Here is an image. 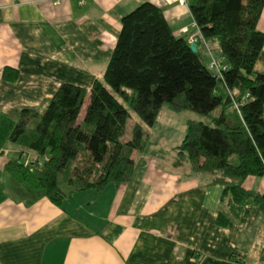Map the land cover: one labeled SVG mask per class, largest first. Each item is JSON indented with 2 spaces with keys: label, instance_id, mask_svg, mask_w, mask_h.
Returning <instances> with one entry per match:
<instances>
[{
  "label": "crops",
  "instance_id": "0c3cea01",
  "mask_svg": "<svg viewBox=\"0 0 264 264\" xmlns=\"http://www.w3.org/2000/svg\"><path fill=\"white\" fill-rule=\"evenodd\" d=\"M145 1L175 36L191 28L179 0H0V264H264V212L252 205L245 219L216 224L223 187L178 158L189 120L174 126L182 111L168 105L142 125L146 145L126 184L77 191L59 206L46 197L14 201L3 187L5 164L21 153L8 140L19 111L43 108L61 83L89 90L103 76L121 17ZM256 27L264 33V6ZM196 35L211 58L216 42ZM5 68L17 76L4 78ZM254 71L264 74V45ZM162 118L161 131L180 128V141L156 139ZM24 154L32 164L34 153Z\"/></svg>",
  "mask_w": 264,
  "mask_h": 264
},
{
  "label": "trees",
  "instance_id": "16d2710c",
  "mask_svg": "<svg viewBox=\"0 0 264 264\" xmlns=\"http://www.w3.org/2000/svg\"><path fill=\"white\" fill-rule=\"evenodd\" d=\"M263 6L264 0H188L202 40L218 44L226 65L220 75L198 47L192 52L186 37L174 35L154 3L124 14L101 79L89 90L61 83L43 108L19 111L8 136L21 148L4 167L8 196L26 205L46 197L59 206L74 192L128 183L134 155L147 141L142 125L151 127L166 104L209 119L189 120L176 151L193 172L223 187L216 224L245 219L252 205L264 212V193L243 185L263 175L264 74L254 71L264 45L256 27ZM3 76L14 79L17 71L5 68ZM132 116L139 121L122 140ZM28 151L35 158L26 165Z\"/></svg>",
  "mask_w": 264,
  "mask_h": 264
},
{
  "label": "rangeland",
  "instance_id": "374dc122",
  "mask_svg": "<svg viewBox=\"0 0 264 264\" xmlns=\"http://www.w3.org/2000/svg\"><path fill=\"white\" fill-rule=\"evenodd\" d=\"M217 44L215 43V48L212 50V56L214 57L215 60H218L220 58V55H219V50H218V47L216 46ZM202 60L204 63L208 64L210 58L208 57L207 54H202ZM222 95H224V93L222 92ZM167 105L165 104L164 107H166ZM135 117H132L128 120V124H127V128H126V131L122 137V140H127L130 138V133H131V128L133 126V123L135 121ZM186 120H201V121H204L205 123H209V119L206 117V116H203V115H200V114H197L193 111H189V110H183L180 115H178V119L176 121H174V126H180L182 123H185ZM160 123H158L156 126L157 129H159L157 132H156V139L159 141L161 140H166L167 141V144L172 142V141H180V128L179 129H175L177 131H175L174 133H172V131H161L163 127V124H165V120L162 118V120L160 121ZM160 124V125H159ZM160 126V127H159ZM154 140V139H153ZM156 140V141H157ZM246 186L251 188V189H254L256 191H259V192H263L264 191V174L260 177H253L251 179H249L246 183Z\"/></svg>",
  "mask_w": 264,
  "mask_h": 264
},
{
  "label": "built area",
  "instance_id": "2783aa9c",
  "mask_svg": "<svg viewBox=\"0 0 264 264\" xmlns=\"http://www.w3.org/2000/svg\"><path fill=\"white\" fill-rule=\"evenodd\" d=\"M179 2L185 6L188 5V0H179ZM190 27L193 29V31L189 27H184L181 29V33L184 37H186L187 42L189 44H192V43L196 44V42L198 40L197 35H196V32L199 31L198 27L195 24V22H193ZM208 67L211 70H213L214 72H216L218 75L221 74V70L226 69V65L223 62V58H221V57L218 60H215L214 57H211V60L208 63ZM24 164H26V165L29 164V161L27 158H25ZM263 174H264V161H263ZM263 193H264V191H263Z\"/></svg>",
  "mask_w": 264,
  "mask_h": 264
},
{
  "label": "water",
  "instance_id": "95a60500",
  "mask_svg": "<svg viewBox=\"0 0 264 264\" xmlns=\"http://www.w3.org/2000/svg\"><path fill=\"white\" fill-rule=\"evenodd\" d=\"M189 47H190L192 52H196L197 51V47H196L195 43L190 44Z\"/></svg>",
  "mask_w": 264,
  "mask_h": 264
}]
</instances>
